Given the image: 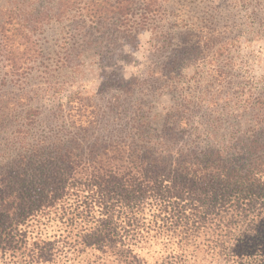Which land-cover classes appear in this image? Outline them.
<instances>
[{
	"label": "trees",
	"instance_id": "obj_1",
	"mask_svg": "<svg viewBox=\"0 0 264 264\" xmlns=\"http://www.w3.org/2000/svg\"><path fill=\"white\" fill-rule=\"evenodd\" d=\"M157 2L53 0L37 21L74 27L70 38L85 50L75 55L65 48L66 65L101 45L90 29L104 34L111 25L120 38L147 29ZM17 24L19 43L0 33L2 63L13 75L35 53L30 36L19 34L24 24ZM196 37L202 51L206 38ZM212 42L217 60L229 46ZM141 85L122 80L119 95ZM248 96L242 107L250 116L234 115L224 134L215 119L206 122L203 133L193 134L205 135L202 145L179 142L186 98L157 117L167 133L133 114L130 127L95 142L75 123L87 109L79 94L60 107L74 127L53 134L50 145L31 140L35 113L29 114L0 144V264H196L201 250L233 264L250 256L264 264V90Z\"/></svg>",
	"mask_w": 264,
	"mask_h": 264
},
{
	"label": "rangeland",
	"instance_id": "obj_2",
	"mask_svg": "<svg viewBox=\"0 0 264 264\" xmlns=\"http://www.w3.org/2000/svg\"><path fill=\"white\" fill-rule=\"evenodd\" d=\"M46 7L53 9V0H0V33L16 37L17 44V21L23 23L25 28L19 34L30 36V47L35 51L22 60L16 75L7 73L0 55L2 145L32 112L31 140L53 143V134L74 127L63 118L60 107L69 96L78 94L87 109L75 123L84 127L90 142L127 129L133 114L151 122V127L159 130L155 133H167L160 131L163 122L157 117L164 118L176 108V101L186 98L179 142L202 145L207 142L205 135L196 136L204 132L203 127L208 128L206 122L212 125L215 119L213 127L219 124L220 133H226L235 124L234 115L250 116L242 107L248 92L256 95L264 90L261 0H158L159 10L150 16L147 29H137L127 38H120L111 25L103 29L104 34L90 29L94 41H101V45L93 44L85 55L66 65L65 48L76 55L85 45L70 38L75 31L68 21L56 23L49 18L39 24L37 19ZM11 12L16 19L9 17ZM32 27L36 28L30 31ZM196 36L206 38L202 39V51H198ZM212 40L229 46L217 60L212 55ZM182 63L188 66L180 68ZM131 77L143 85L131 95L120 96V81ZM67 138L65 135L64 140ZM234 233L240 234L237 230ZM197 254L196 264L234 263L218 252L211 254L213 257L202 250ZM262 259L250 256L248 260L237 259L236 264H262Z\"/></svg>",
	"mask_w": 264,
	"mask_h": 264
}]
</instances>
